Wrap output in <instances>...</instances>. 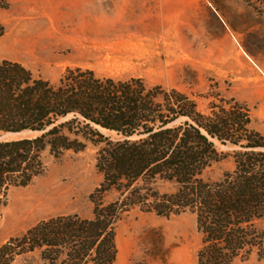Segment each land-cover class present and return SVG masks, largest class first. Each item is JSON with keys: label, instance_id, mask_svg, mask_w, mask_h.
Wrapping results in <instances>:
<instances>
[{"label": "trees", "instance_id": "1", "mask_svg": "<svg viewBox=\"0 0 264 264\" xmlns=\"http://www.w3.org/2000/svg\"><path fill=\"white\" fill-rule=\"evenodd\" d=\"M232 101L203 113L186 94L140 78L72 67L52 83L19 62L0 61V135L32 132L0 141V223L10 191L45 172L47 151L60 158L92 147L102 176L90 195L92 217L39 222L0 246V264L36 252L46 264H114L117 228L136 209L165 219L194 215L198 264L254 254L264 260V134ZM228 160L233 169L214 178Z\"/></svg>", "mask_w": 264, "mask_h": 264}, {"label": "rangeland", "instance_id": "2", "mask_svg": "<svg viewBox=\"0 0 264 264\" xmlns=\"http://www.w3.org/2000/svg\"><path fill=\"white\" fill-rule=\"evenodd\" d=\"M3 6L0 61L19 62L52 83L72 67L140 78L186 94L203 113L235 100L250 112L251 128L264 134V0H3ZM44 161L42 176L10 191L0 246L52 217H92L90 195L102 181L96 150L60 158L47 151ZM232 169L228 160L213 176ZM201 239L190 213L165 219L136 209L117 228L114 264H198ZM14 264L46 263L36 252ZM234 264L264 260L254 254Z\"/></svg>", "mask_w": 264, "mask_h": 264}, {"label": "water", "instance_id": "3", "mask_svg": "<svg viewBox=\"0 0 264 264\" xmlns=\"http://www.w3.org/2000/svg\"><path fill=\"white\" fill-rule=\"evenodd\" d=\"M32 132H23V133H6L0 135V141H3L7 136H12V135H30Z\"/></svg>", "mask_w": 264, "mask_h": 264}]
</instances>
